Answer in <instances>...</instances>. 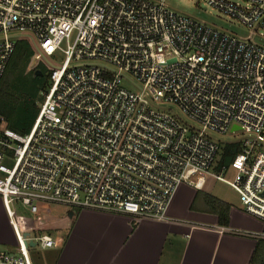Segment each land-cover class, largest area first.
<instances>
[{"label":"built area","instance_id":"obj_1","mask_svg":"<svg viewBox=\"0 0 264 264\" xmlns=\"http://www.w3.org/2000/svg\"><path fill=\"white\" fill-rule=\"evenodd\" d=\"M197 1L251 35L166 0H0V82L26 39L50 84L29 134L0 116V199L17 245L0 264H32L31 250L55 247L39 228L54 206L162 222L181 186L201 191L207 178L262 222L242 235L264 240V47L253 41L264 0ZM225 144L241 152L217 174Z\"/></svg>","mask_w":264,"mask_h":264},{"label":"crops","instance_id":"obj_2","mask_svg":"<svg viewBox=\"0 0 264 264\" xmlns=\"http://www.w3.org/2000/svg\"><path fill=\"white\" fill-rule=\"evenodd\" d=\"M187 187L178 189L162 222L95 211H79L71 220L66 212L43 215L42 233L66 232L55 253L48 250L46 264H250L257 241L242 233L260 232L262 222L241 204L220 199L230 205L229 225L220 226L204 206L203 190Z\"/></svg>","mask_w":264,"mask_h":264},{"label":"rangeland","instance_id":"obj_3","mask_svg":"<svg viewBox=\"0 0 264 264\" xmlns=\"http://www.w3.org/2000/svg\"><path fill=\"white\" fill-rule=\"evenodd\" d=\"M166 3L171 9L175 10L176 12L187 15L199 22L204 23L206 26L219 30L227 35L234 36L238 39H247L251 35V30L244 27L241 23L230 19L209 7L207 8V10H205L204 5L198 4L197 0H166ZM253 41L264 47V32H259V35L255 36ZM32 48L34 50L33 45ZM32 60L28 67V71L35 70L34 65L32 64ZM62 61V54H56L51 59H49V62H51V64H53L54 66H60ZM41 69L44 71L45 79H37V77L33 74L24 77L19 76L20 78L18 79V86L16 87V90L12 92L13 95L15 94L14 96L17 97V99H29L30 101L34 100L39 106H41L44 100V93L47 91L50 85L47 70L43 66L41 67ZM45 84H47L46 87L44 86ZM222 139L223 141L229 140L226 138ZM204 193H207L219 199L229 200L234 204H240L238 195L230 187L217 182L212 178H207V183L203 188V193H200V196H204ZM14 207L15 209H17L16 205H14ZM66 211L67 209L65 207L54 206L49 212L53 217L59 218L62 214H65ZM73 212L76 215L79 211L74 210ZM65 234L66 232L52 236L56 244L53 249L54 253L56 251V248L61 246L66 240ZM16 249L17 245L12 229L8 223L3 205L0 202V252H15ZM49 253L50 251L48 250H40L38 248L35 250H31L30 259L32 264L48 263L47 256Z\"/></svg>","mask_w":264,"mask_h":264},{"label":"trees","instance_id":"obj_4","mask_svg":"<svg viewBox=\"0 0 264 264\" xmlns=\"http://www.w3.org/2000/svg\"><path fill=\"white\" fill-rule=\"evenodd\" d=\"M33 56L34 50L30 41L26 39L17 41L15 53L0 82V116L5 119L9 129L20 135L29 134L40 111V106L34 100L17 99L14 96L15 94L13 95L12 93L18 86L19 76L35 75L39 71L42 75L36 76L37 79H45L41 65L33 71H28ZM46 85L44 86L46 87ZM240 152L241 147L239 144L222 145L217 154L213 171L218 174L222 171L223 167L230 166ZM204 202L206 209L217 216L220 226L227 227L229 225L230 205L211 195H204ZM250 264H264V240L257 241Z\"/></svg>","mask_w":264,"mask_h":264},{"label":"water","instance_id":"obj_5","mask_svg":"<svg viewBox=\"0 0 264 264\" xmlns=\"http://www.w3.org/2000/svg\"><path fill=\"white\" fill-rule=\"evenodd\" d=\"M38 75L41 76L42 74L39 71H37V73L35 74V76H38ZM73 215H74V213L73 212H70L67 215L68 220H71V218L73 217ZM31 246H33V244H31Z\"/></svg>","mask_w":264,"mask_h":264}]
</instances>
